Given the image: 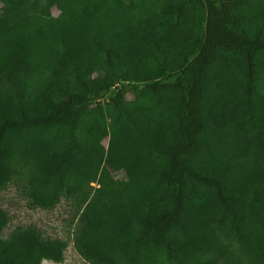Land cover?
<instances>
[{
  "label": "trees",
  "instance_id": "1",
  "mask_svg": "<svg viewBox=\"0 0 264 264\" xmlns=\"http://www.w3.org/2000/svg\"><path fill=\"white\" fill-rule=\"evenodd\" d=\"M17 177L81 208L86 264H264V0H4L0 191ZM9 222L0 264L64 261Z\"/></svg>",
  "mask_w": 264,
  "mask_h": 264
},
{
  "label": "rangeland",
  "instance_id": "2",
  "mask_svg": "<svg viewBox=\"0 0 264 264\" xmlns=\"http://www.w3.org/2000/svg\"><path fill=\"white\" fill-rule=\"evenodd\" d=\"M3 5L4 0H0V12ZM129 98L132 96L129 95ZM0 206L10 218L3 232L4 238H8L17 228L34 227L45 239H62L67 242L64 261L59 264H86L74 247V237L80 227L81 208L72 201L63 198L54 209L35 208L27 196L26 179L17 177L5 190L0 191ZM43 264L57 263L44 261Z\"/></svg>",
  "mask_w": 264,
  "mask_h": 264
}]
</instances>
